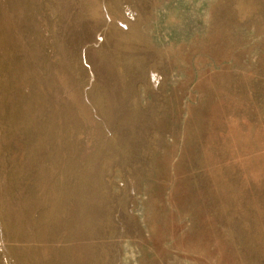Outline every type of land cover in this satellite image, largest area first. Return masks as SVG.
I'll use <instances>...</instances> for the list:
<instances>
[{"label":"rangeland","instance_id":"rangeland-1","mask_svg":"<svg viewBox=\"0 0 264 264\" xmlns=\"http://www.w3.org/2000/svg\"><path fill=\"white\" fill-rule=\"evenodd\" d=\"M1 244L264 264V0H0Z\"/></svg>","mask_w":264,"mask_h":264},{"label":"bare ground","instance_id":"bare-ground-1","mask_svg":"<svg viewBox=\"0 0 264 264\" xmlns=\"http://www.w3.org/2000/svg\"><path fill=\"white\" fill-rule=\"evenodd\" d=\"M119 48H120V46H119ZM101 50V49H100ZM88 86V85H87ZM85 100V99H84ZM25 124V123H24ZM108 136V135H107ZM55 138V137H54ZM34 150V149H33ZM105 152V151H104ZM77 173V172H76ZM41 212V211H40ZM2 240H4V239H2ZM0 246H3V244H1ZM0 255H1V253H0ZM5 256V254L3 255V257ZM6 258V257H5ZM4 260V259H3ZM3 262H2V260L0 261V264H2Z\"/></svg>","mask_w":264,"mask_h":264}]
</instances>
